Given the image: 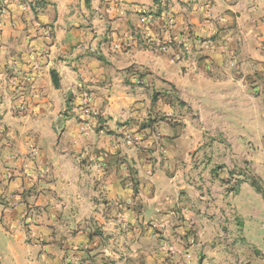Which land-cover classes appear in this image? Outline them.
Wrapping results in <instances>:
<instances>
[{
  "label": "crops",
  "instance_id": "0c3cea01",
  "mask_svg": "<svg viewBox=\"0 0 264 264\" xmlns=\"http://www.w3.org/2000/svg\"><path fill=\"white\" fill-rule=\"evenodd\" d=\"M207 134L233 146L211 149L222 173L193 175L205 190L151 173L153 151L191 163L187 139ZM250 177L264 188V0H0V241L16 264H264Z\"/></svg>",
  "mask_w": 264,
  "mask_h": 264
},
{
  "label": "rangeland",
  "instance_id": "374dc122",
  "mask_svg": "<svg viewBox=\"0 0 264 264\" xmlns=\"http://www.w3.org/2000/svg\"><path fill=\"white\" fill-rule=\"evenodd\" d=\"M175 95H176V93H175ZM87 98H91V95H88ZM90 101H91V99H89L88 104H90ZM179 105H182V103H180ZM167 118L168 117H166V116H162V117H160L159 120L157 119V121H155V122L161 123L159 125L160 126L159 131H161V129L163 127L167 129L168 126H170L171 128H175L179 125V122H183L182 119H179L177 117L176 118L170 117L171 121H166ZM192 118H194V117L191 116L190 119H192ZM57 127L58 128H55V131H56L57 136L60 138L62 136L61 128L59 126H57ZM254 127H255V124L252 123L250 126V129L245 130V132H244L245 135H247L249 133L253 135L255 133V132L253 133V131L254 130L257 131L258 126H256V129H254ZM246 129H248V127H246ZM159 131L154 130L156 137L159 139L160 142H162L165 137H163L162 133ZM246 137H248V136H246ZM190 139L196 142L195 143V145L197 144L196 146H199L197 148V150H192L190 152V159L189 160H191V163H187L186 161H182L181 163H179L175 166L172 164H168L169 159L167 158L166 152L164 150H159V151L155 150V151H153V153H156V156H154L153 158L156 160L157 163H159V166H154L151 173L152 174L156 173L159 175L163 174L166 176H173V175L178 174V175H182L185 178L188 177V178H186V182H188L190 184V186L194 187V190L196 189L197 194H199L201 191L205 190L204 189L205 183H203V187H202V185H200L198 187H197V185L195 186V184H197L196 181H194L195 182L194 184H193V181L191 182L193 175L213 176V175H216L218 172L222 173V170H224V169L226 170L227 167L225 166V164H222L221 162L216 163L214 165L212 164L211 158H210V156L212 155L211 149L213 146H215V143H218L219 146H233V143L231 145L230 144L228 145V143H230V142L228 141V139L226 137H223L222 135L221 136L220 135L214 136L211 134H207V135L203 136V140H200L198 138L195 139L193 136L191 138H188L187 142H190ZM135 142H136V145H135L136 149L137 150H139V149L143 150V148L140 145H138V140H136ZM199 143H200V145H199ZM163 146L164 145L161 146V149L163 148ZM201 152H204V155L202 157H198L199 153H201ZM201 160L203 161L202 164H201ZM189 169H190V171H189ZM244 170L245 169H242L240 167L235 172L236 173L235 176H238V174L242 175L243 173H244V176H247V174L244 172ZM127 171H129V169H127ZM247 171H248V169H247ZM227 173L230 174V176H229L230 179L228 178V181H231V180L234 181L232 186L235 187V186L239 185L241 179L238 180L235 176L234 177L232 176V173H230V172H227ZM253 178L254 177H250L251 180ZM183 184H184L183 182H180V183H178V186L181 187ZM95 185H96L95 191L102 192V196H103V193H104L103 185L102 184H95ZM132 187L136 190V184H132ZM200 188H202V189L200 190ZM186 190H188V188ZM186 190L178 188V192L185 194V195L188 194V191H186ZM185 191H186V193H185ZM206 196L208 198L210 197L208 193H206ZM209 203H210V199H207L205 204L209 205ZM181 218L184 219L185 217L181 216ZM0 250L2 252H4V259H5L4 263L5 264H16V262L12 258L13 256H11V254H10L11 252L6 248V244H4L1 241H0Z\"/></svg>",
  "mask_w": 264,
  "mask_h": 264
},
{
  "label": "trees",
  "instance_id": "16d2710c",
  "mask_svg": "<svg viewBox=\"0 0 264 264\" xmlns=\"http://www.w3.org/2000/svg\"><path fill=\"white\" fill-rule=\"evenodd\" d=\"M155 1H158V0H155ZM52 80H53L54 86L58 88L60 86V83H59L58 75L56 72H52ZM251 184L255 188V190L258 193L262 194V196L264 197V188L258 183V181L253 178L251 180Z\"/></svg>",
  "mask_w": 264,
  "mask_h": 264
},
{
  "label": "built area",
  "instance_id": "2783aa9c",
  "mask_svg": "<svg viewBox=\"0 0 264 264\" xmlns=\"http://www.w3.org/2000/svg\"><path fill=\"white\" fill-rule=\"evenodd\" d=\"M167 45H168V44H163V45H161V47H162L163 49H166V46H167ZM184 51L187 52V53H190V52H191L190 49H189L188 47H184ZM182 58H183L182 54H177L174 58H172V62H178V61H181Z\"/></svg>",
  "mask_w": 264,
  "mask_h": 264
}]
</instances>
